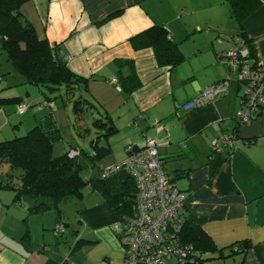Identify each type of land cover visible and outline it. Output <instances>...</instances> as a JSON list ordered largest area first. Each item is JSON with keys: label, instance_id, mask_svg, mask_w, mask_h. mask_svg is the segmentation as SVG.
Wrapping results in <instances>:
<instances>
[{"label": "crops", "instance_id": "1", "mask_svg": "<svg viewBox=\"0 0 264 264\" xmlns=\"http://www.w3.org/2000/svg\"><path fill=\"white\" fill-rule=\"evenodd\" d=\"M257 1L241 24L227 0H29L20 7L37 37L56 45L70 71L85 80L77 89L88 94L83 100L98 111L96 119L108 121L100 128L102 137L84 149L91 152L96 143L108 151L82 177L122 162L127 146L155 138L162 167L184 196L186 220L217 249L247 241L242 264H264V111L249 123L236 121L240 92L224 52L247 39L264 60V0ZM155 24L177 45L179 64L159 65L152 48L132 46V37ZM225 78L231 80L228 90L212 104L183 109ZM44 98H22L34 105L25 112L26 128L50 120L59 130L54 156L83 149L64 143L61 123L72 121L65 104L51 98V107H38ZM75 123L84 126L82 116ZM224 134L234 135L233 146L212 152L211 141ZM9 173L0 163V180ZM11 174L19 179V173ZM13 197V191L0 189V264H125L115 228L119 216L90 185L75 215L65 216L64 202L59 216L54 208L31 211L38 199ZM60 224L64 232L58 234ZM79 240L85 243L76 248Z\"/></svg>", "mask_w": 264, "mask_h": 264}, {"label": "trees", "instance_id": "2", "mask_svg": "<svg viewBox=\"0 0 264 264\" xmlns=\"http://www.w3.org/2000/svg\"><path fill=\"white\" fill-rule=\"evenodd\" d=\"M28 1L0 0V47L7 59L23 75L25 82L49 92L64 88L69 93L80 84L85 87V80L70 71L59 48L46 39H39L32 24L22 17L20 7ZM227 1L240 24L259 4L257 0ZM243 42L250 57L255 58L253 44L247 39ZM131 44L136 49L152 48L159 65L175 66L183 60L177 45L169 39L166 28L160 25L155 24L138 33L131 38ZM42 93L45 96L42 102L51 100L46 93ZM7 100L2 99L1 102ZM8 101L15 105L24 102L21 97ZM87 103V100L74 101V112L80 114L84 109L82 104ZM27 104L28 109L34 106ZM107 124V119L94 120V125L101 129ZM58 138L59 130L50 120H46L43 124L34 125L22 136L0 141V163H6L10 170L9 176H6L8 178L0 180V189L13 191L15 202H22L26 198L38 199L37 204L30 207L31 211L54 208L60 216V203L70 198L81 199L84 187L90 185L101 193L104 201L119 217L130 216L135 208L136 187L128 172L121 168L103 177L102 171L89 179L82 177V172L103 156L108 148L92 143L93 154L79 147H71L77 148L79 154L70 158L67 152L71 148H68L64 154L52 156V146ZM15 171L19 173V184L12 181L11 173ZM170 181L173 182L171 178ZM181 214L183 221L179 239L182 245L191 246L194 255L189 254L192 256L190 264H207L211 260H221L222 264H242L243 255L249 247L247 241L236 242L226 250L217 249L203 230L186 220L182 211ZM83 243L85 240H79L75 247Z\"/></svg>", "mask_w": 264, "mask_h": 264}, {"label": "built area", "instance_id": "3", "mask_svg": "<svg viewBox=\"0 0 264 264\" xmlns=\"http://www.w3.org/2000/svg\"><path fill=\"white\" fill-rule=\"evenodd\" d=\"M224 57L235 74L233 79L240 92L239 108L234 114L241 124L249 123L264 111V60L251 58L244 44H238L224 52ZM116 83V79H111ZM231 80L225 78L207 86L182 105L183 109L200 108L214 102L215 96L228 90ZM53 104L42 102L39 107ZM29 108L25 102L16 105V112L23 114ZM233 134H224L211 141L212 152H221L233 146ZM70 158L79 154L77 148L67 152ZM93 154V152H91ZM124 169L133 178L136 187L135 208L125 218L119 217L115 228L124 246L125 264H190L191 246L180 243L179 231L183 216V194L170 181L157 151L155 138L147 137L139 147H126V157L120 163L105 168L101 176ZM64 231L63 225L55 227L56 233Z\"/></svg>", "mask_w": 264, "mask_h": 264}, {"label": "rangeland", "instance_id": "4", "mask_svg": "<svg viewBox=\"0 0 264 264\" xmlns=\"http://www.w3.org/2000/svg\"><path fill=\"white\" fill-rule=\"evenodd\" d=\"M24 80L23 75L15 69L12 63L7 59L5 52L0 47V141L22 136L34 125L26 128L24 122L29 114L25 113L23 115H18L16 112V105L8 100H12L13 97H21L28 102L34 99L35 96H40L42 92L46 93L50 98H55V100L59 101L61 105L65 104L64 106L67 108L69 116L72 118V121L69 124H63L62 122V126H60L62 135L64 136L65 145L67 144V142H65L67 140L68 143L72 145L78 144L83 149L90 150L91 141L98 136L102 137L101 135H98L102 132L101 129L93 124L94 119L98 118L97 110L84 108L80 114H76L73 110L74 101L78 99H88L89 96L86 92L75 88L72 89L71 93L68 95V92L62 88L61 90L52 93L43 87L29 84ZM42 95L44 94L42 93ZM7 98V102H1L2 99L4 100ZM79 116H82V121L84 123V126H81L80 128H78L75 123ZM55 153L56 150L54 149L52 156H54ZM90 169L91 167L84 170L82 176L86 177V175L91 172ZM15 173L18 174L17 171H15ZM4 178L7 177L4 175ZM12 181L13 184L19 183V179L17 178H13ZM79 204V199L70 198L61 205V209L66 213L65 216H68L69 214L75 215ZM65 216H63V219L67 222ZM169 264H175V259L173 258ZM207 264H222V261L211 260L208 261Z\"/></svg>", "mask_w": 264, "mask_h": 264}]
</instances>
